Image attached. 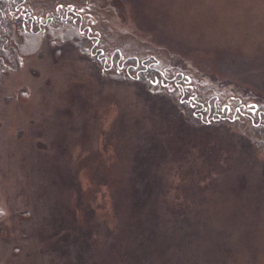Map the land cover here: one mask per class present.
Wrapping results in <instances>:
<instances>
[{
  "label": "rangeland",
  "instance_id": "374dc122",
  "mask_svg": "<svg viewBox=\"0 0 264 264\" xmlns=\"http://www.w3.org/2000/svg\"><path fill=\"white\" fill-rule=\"evenodd\" d=\"M20 5L41 30L17 10L0 45V264H264V0Z\"/></svg>",
  "mask_w": 264,
  "mask_h": 264
},
{
  "label": "trees",
  "instance_id": "16d2710c",
  "mask_svg": "<svg viewBox=\"0 0 264 264\" xmlns=\"http://www.w3.org/2000/svg\"><path fill=\"white\" fill-rule=\"evenodd\" d=\"M16 1L17 0H0V42L3 39V37H5L6 34H8V29L12 25L11 23L14 22L15 24H18L20 26L22 24L23 28H25V26H27V25L29 26V30H28L29 36H25L28 38V39H26L27 41L25 43V46L28 44L35 45L37 42L38 43L40 42L39 34H40L41 27L38 26L37 30L32 28V21L29 19V11L28 12L24 11V9H23V8H25L24 5H20L17 9L15 6ZM63 9L65 10V8L62 7V10ZM17 10H18L19 17H21V18L13 20V22H12L11 17H12V15H14V13L17 14ZM67 12H68V10H66V13ZM25 16L27 17L26 18V22L28 23L27 25H26L25 19H23V18H25ZM52 20H53V17H52ZM52 20H50V21H52ZM85 28H86V30H85ZM54 29L58 30V36H59L58 39L63 38V36H65L67 42L70 44L74 43V41H77L80 34L82 36H85L83 39L90 38V39L94 40L96 38V36L95 37L89 36L91 31H89V35L87 34V31H88L87 27H84L83 28L84 30H83L79 25L77 26V28H76V26H73V23L70 21V19L67 16L63 17L62 19L58 17V24H56ZM50 30H52V29H48L47 33L46 32L45 33L48 34L50 32ZM86 34L88 35V38H87ZM61 35H63V36H61ZM79 38H81V37H79ZM1 44H2V42L0 43V45ZM88 44H89V42H88ZM72 46H73V44H72ZM92 46L93 45H91V43L88 46L86 45V51L88 52ZM74 49H76V48H74ZM81 50L82 49L80 47L79 48L77 47L78 53L84 57V54H82V53H85V51L81 52ZM117 55H119L118 57H121L120 53L118 54V52H117ZM103 60H104V58L102 57V62H103ZM133 61L136 62L137 60L134 59ZM118 64H119V62L117 63V65ZM138 65L139 66H137V68H142L141 71H142V75L144 76V78L147 81H151L152 80V78H151V73H152L151 63L149 61L143 60L141 62H138ZM109 66L111 67L112 65L110 64ZM117 69H120V68H117ZM120 70H122V69H120ZM122 73H123V75H125L126 77L129 78V75L126 72L122 71ZM142 80H141V83L146 85L145 81L144 80L142 81ZM189 103L195 104V101L193 102L192 99H189ZM207 106L210 108L211 111L215 110V104L211 105L210 102H208ZM202 108L204 109V106L203 107L201 106L196 110V113L198 114V116H201V121L204 120V117L202 115Z\"/></svg>",
  "mask_w": 264,
  "mask_h": 264
},
{
  "label": "flooded vegetation",
  "instance_id": "af4514ba",
  "mask_svg": "<svg viewBox=\"0 0 264 264\" xmlns=\"http://www.w3.org/2000/svg\"><path fill=\"white\" fill-rule=\"evenodd\" d=\"M98 42V41H97ZM98 45V43H95V47ZM101 55L104 58V62L110 61L111 65H113V61L108 60V58L105 56V52L101 51ZM120 62V61H119ZM118 63V62H117Z\"/></svg>",
  "mask_w": 264,
  "mask_h": 264
}]
</instances>
